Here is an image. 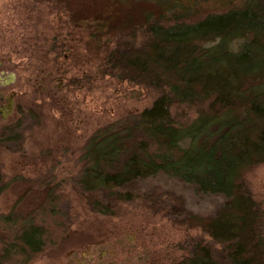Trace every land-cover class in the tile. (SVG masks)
<instances>
[{
    "label": "rangeland",
    "instance_id": "rangeland-1",
    "mask_svg": "<svg viewBox=\"0 0 264 264\" xmlns=\"http://www.w3.org/2000/svg\"><path fill=\"white\" fill-rule=\"evenodd\" d=\"M249 2L0 0V112L7 111L6 118L0 113V216H27L54 189L71 224L68 238L32 264H174L196 244L230 264L225 247L192 222L215 217L227 197L160 174L120 189L134 198L118 202L106 191L85 192L80 181L91 137L142 113L160 95L104 68L116 48L148 42L144 15L165 26L193 23ZM243 43L233 41L230 48ZM209 105L175 104L171 114L176 125L189 127ZM44 180L45 191L37 184ZM244 181L264 213V163ZM96 202L112 214L99 213Z\"/></svg>",
    "mask_w": 264,
    "mask_h": 264
},
{
    "label": "trees",
    "instance_id": "trees-1",
    "mask_svg": "<svg viewBox=\"0 0 264 264\" xmlns=\"http://www.w3.org/2000/svg\"><path fill=\"white\" fill-rule=\"evenodd\" d=\"M144 18L148 42L139 49L116 48L104 68L160 95L142 113L91 137L80 183L85 192L106 191L115 201L128 202L134 195L120 189L165 174L204 194L223 195L230 201L215 217L192 222L225 247L230 264H264V213L244 181L250 169L264 163V0L193 23L165 26L152 15ZM217 40L215 47L203 46ZM237 40L244 43L233 51L230 43ZM203 101L210 105L191 126L176 125L175 104ZM2 181L0 172V194ZM45 181L37 183L44 191ZM94 207L112 214L100 202ZM0 233V264H32L68 238L71 224L49 189L29 215L0 216ZM174 264L220 263L209 247L196 244Z\"/></svg>",
    "mask_w": 264,
    "mask_h": 264
},
{
    "label": "flooded vegetation",
    "instance_id": "flooded-vegetation-1",
    "mask_svg": "<svg viewBox=\"0 0 264 264\" xmlns=\"http://www.w3.org/2000/svg\"><path fill=\"white\" fill-rule=\"evenodd\" d=\"M11 105H12V104H11ZM0 113H2V114L4 113V114H3L4 116L2 115L4 118H6V117H7V115H6V114H7V111L0 112Z\"/></svg>",
    "mask_w": 264,
    "mask_h": 264
},
{
    "label": "bare ground",
    "instance_id": "bare-ground-1",
    "mask_svg": "<svg viewBox=\"0 0 264 264\" xmlns=\"http://www.w3.org/2000/svg\"><path fill=\"white\" fill-rule=\"evenodd\" d=\"M5 79V78H4ZM6 80V79H5Z\"/></svg>",
    "mask_w": 264,
    "mask_h": 264
}]
</instances>
